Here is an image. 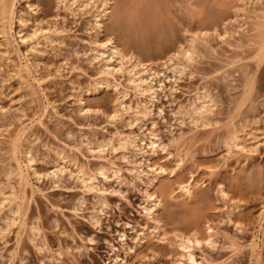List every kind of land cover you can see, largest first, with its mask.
Listing matches in <instances>:
<instances>
[{"label":"rangeland","instance_id":"374dc122","mask_svg":"<svg viewBox=\"0 0 264 264\" xmlns=\"http://www.w3.org/2000/svg\"><path fill=\"white\" fill-rule=\"evenodd\" d=\"M236 1L231 7L230 0H221L222 7L229 4L231 9L225 7L220 13L223 28H229L226 36L217 37L209 30L205 42L198 44V58L187 64L174 59L181 64L179 72L167 68V57L149 54L153 56L145 60L148 72L144 78L152 85L150 94L133 90L119 71L104 75L100 61L90 60L95 33L102 31L99 39H103L106 31L92 28L86 10L73 14L54 0L37 6L14 1L20 14L7 30V59L0 60V188L10 184L18 193L17 177L8 179L4 172L7 168L22 171L26 216L23 229L6 227L11 214L6 203L0 205V229L4 227L0 264H191L180 257L175 236L192 235L193 229L202 240L192 250L193 264H264V142L249 154L234 148L228 153L223 148L228 132L239 130L240 123L254 136L264 132V57L257 64L254 21L239 12L250 6L259 10L264 0L256 5L249 2L246 7L242 0ZM187 3L178 0L179 5L174 3L170 9L178 40H186L204 17L186 14L193 9ZM218 6L220 9L221 3ZM236 9L240 16L234 17ZM113 10L103 21L105 30L112 27L108 21L114 20L117 9ZM226 10L233 14L231 18L224 14ZM184 25L193 30L187 33ZM47 29L58 38L45 42L40 37L37 53L28 55L40 30ZM18 31L23 39L18 38ZM30 57L35 64L29 62L33 61ZM252 78L254 91L249 99L247 84ZM99 79L107 86H100ZM202 93L213 98L215 106L205 113V120L193 123L195 115L189 110ZM136 111L140 121L132 118ZM18 133L23 140L19 152L25 153H18L15 160L10 146ZM125 141L127 145L118 146ZM101 143L108 144L97 149ZM58 153L66 161L64 166L60 164L61 172L55 166ZM28 157L30 168L26 167ZM70 164L75 167H68ZM76 168L92 180L82 183ZM258 170L263 179L250 191L247 178L257 177ZM251 171L254 177L246 174ZM177 177L191 178V197L179 191ZM218 181L224 196L217 191ZM150 191L161 196V201L148 215L144 206ZM198 194L209 195V199ZM198 201H207L209 208ZM186 212L194 216L187 218ZM174 213L181 215L179 219ZM155 216L158 223L153 221ZM202 221L212 228L210 242L204 235L207 223ZM111 246L118 249L117 256H111Z\"/></svg>","mask_w":264,"mask_h":264},{"label":"bare ground","instance_id":"6f19581e","mask_svg":"<svg viewBox=\"0 0 264 264\" xmlns=\"http://www.w3.org/2000/svg\"><path fill=\"white\" fill-rule=\"evenodd\" d=\"M14 1H17V0H0V56H1L0 60H6L7 59L6 52L8 51L7 47L9 46L7 30H8V28L11 27L12 20H14V19L16 20V18H18L19 14H20L14 7ZM26 1L28 4L31 2L34 3L32 0H26ZM35 1L37 2V4L40 3L42 5L43 4L46 5V3L50 2V0H35ZM54 1H55V4L57 6H62L66 10H68L69 12H71L73 14H74L75 10H79V11L86 10L84 13L89 14V17H90L89 22L92 24V28H97L98 30L104 29L103 31H106V34H104L106 36L103 35V39H99V36L101 35L102 31L101 32L97 31L95 33V40L93 41L92 46L90 48V52H91L90 60H99L100 61V67L103 70L102 73L104 75L112 74L111 72L113 70L119 71V72L125 74L126 75V81L128 82V84H130L132 86L133 90H135L139 94H143V93H149L150 94L151 93L152 85L150 84V81H146L144 78V74L146 72H148L147 65L145 64V60H147L148 57L150 58L153 56V55L149 56V54H152V53L155 54L156 53L155 55L167 57L166 62L169 63L167 68L170 69L171 72H179L181 70V68H180V70H178V68L181 66V64H180V62L179 63L174 62V59L179 60V58H180V61L184 60L187 64V62L193 61L195 59L194 58L195 56H197V58H198V56H199L198 44L205 42L204 38L207 36L209 30H212L213 34L217 33L216 34L217 37H224V36H226V34L229 31V30L227 31V29H229V28L226 29V26L224 28L222 26V25H224L223 24L224 20L222 18L223 15H221L222 14L221 12H223V11H221V10H224V8L226 7V5H225V7H222V4H224L225 3L224 1H226V0H224V1L222 0V2H224V3H222L221 0L217 1V3L219 5L221 3L220 9H219L218 4L216 3V0H199V2L198 1L193 2L192 0H187V2H189V3H187L188 6L193 7V9L190 11H188V9H187L186 14L188 13L189 16L194 15L196 17H198L199 15H202L204 17L200 18V20L198 19L199 25L197 26V28H195V31H193L192 33H189V32H190V30H193V29H190V27H188L189 28L188 29L187 27H185L186 25H184V27L189 30L188 31L187 29H184V30H186L187 33H189L188 37H187L188 39L186 38V40H178L174 37L176 30L173 29V23H172V20L170 18L171 6L174 5V3H177L175 5L178 6L181 3L180 2L178 4V0H54ZM232 1L230 0L229 4H231ZM260 1L261 0H242V2H243L242 6L246 7L247 4H249V2H251V4L256 5ZM235 2H237V1L235 0ZM35 4L36 3H34V5ZM37 4H36V6H37ZM182 4H184V3H182ZM228 5H227V7H228ZM47 6H48V4H47ZM236 6H234L233 8L235 9ZM229 7H230V5H229ZM231 7H232V4H231ZM250 7L251 8L249 10H243V8H242V10H239V7H238V10H239V12L242 11L243 15L247 14L249 20L251 19L254 21L251 23L253 24L252 29L256 32V35L254 38L257 40V45H258V48L256 49L255 57L257 59V61H256L257 64H260L262 62L263 57H264V6L262 8H259V10H257L258 8H256L255 6H250ZM114 8L117 9L115 16H114V20L108 21L109 22L108 26H109L110 22L112 24L111 29H110V27H107V23H106V27L111 30L110 34H108L109 32H107V28L105 30V26L103 25V21L109 19L111 17V15H113L112 13L114 11L113 10ZM227 10H231V9L227 8ZM227 10H226V12H224V14L227 13V14H225V15H228L227 17H229V15L232 16L233 14H228L229 11H227ZM238 10L237 9L234 10V17L237 16ZM185 16L187 18L188 15H185ZM229 18H231V17H229ZM244 21L246 22V20H244ZM245 22L243 24H245ZM238 23L240 24L239 21H238ZM241 23H242V21H241ZM24 24H26V23H23V25ZM174 27H176V25ZM239 27H241V26H239ZM243 27H245V26H243ZM220 29H222L221 34L218 32ZM236 29H238V28H236ZM236 29H233V31H231V32L232 33L235 32L234 30H236ZM237 31L240 33V31H242V29H240V31L239 30H237ZM246 31L249 33V31L247 29H246ZM250 31H251V29H250ZM21 32L22 31L17 32L19 39H23ZM51 32L49 29L45 30V32L40 30L39 33L41 35L39 37H36L37 38L36 44L34 46H31L30 49L26 51V53L27 54L33 53V52H36L38 50L37 47L40 44V40H39L40 37L42 39H44L45 42L46 41L52 42V40H54V39H52L54 37L53 35L56 32L55 33H54V31H53V33H51ZM243 32H245V31H243ZM247 32H245V33H247ZM56 35H57V33H56ZM56 35H55L56 38L54 37L55 39L58 38V36H56ZM228 36H229V34H228ZM230 36H232V35L230 34ZM251 37H252V35H251ZM249 41H252V40H249ZM253 44H251V45L253 46ZM146 54H148V55H146ZM31 55H33V54H31ZM27 56H26V61L29 59V56H28V58H27ZM160 58H162V57H160ZM30 59H31V57H30ZM32 59H33V61H29V62H31V64H35V63H33L35 58L33 57ZM24 60H25V58H24ZM26 61H25V67H26V65L28 67L29 64H28V62L26 63ZM2 66H3V63L0 61V67H2ZM27 67H26V69H27ZM184 69H182V70H184ZM0 71H1V69H0ZM255 71H256V69H255ZM247 73H248V75H250L249 72H247ZM251 73H253V72H251ZM253 74H252V77H253ZM255 75L257 76V74H255ZM256 76H254V79H257ZM245 77H243V78H245ZM17 78H19L21 80V74H19V70H18ZM254 79L250 80L251 82L247 84V88H248L247 96L249 99H250L249 94L251 92L253 93V91H254V90L252 91ZM257 82H258V80L255 83L257 84ZM98 84L100 86H103V87L107 86V82H105L103 80L102 81L100 80L98 82ZM243 84L246 85V82ZM29 96H32V95H29ZM244 96L245 95H243V98H244ZM248 98H247V101H249ZM195 99L197 100L198 103L197 104L195 103L193 106H191L192 108L189 110L192 112V113L190 112V114H194L195 116L194 117L190 116V117H192V119L191 118L190 119L193 120V123L195 121V122H198V124H199L200 120H205L204 119L206 117L205 113H209L212 110L213 106H215V105H213V103H215V102H214V100L212 101L213 98L210 99V96H208L206 93L201 95V96L199 95V97L195 98ZM195 99H194V101H195ZM252 102H253V100H252ZM244 103H246V102H244ZM88 104H90V103H88ZM88 104H87V106H88ZM237 104H239V102L236 103V106H237ZM92 107H93V105H92ZM238 107H239V105H238ZM240 107H241V105H240ZM86 108H88V107H85V109ZM238 109L240 110V108H238ZM138 113L139 112H137V111L134 112V115L132 117V118H134V121H137V120L140 121L141 118L139 119ZM238 113H240V111ZM184 114H186V112ZM203 115H205V116L203 117ZM206 121H209V119ZM202 122L200 123L201 126H202ZM203 124H205V123H203ZM206 124H207V122H206ZM245 126H246V124H245ZM202 127H204V125ZM239 127H238L239 130H237L236 128H233L232 130L229 129L230 132H228V134L225 133V134H227V137L224 140L223 148L225 147L227 149V152L230 151L232 148L238 150V152H242V153L244 152L246 154H249L252 152H257L256 148H257V145L259 144V142H262V141L264 142V132L260 134L261 137H258L257 135L254 136V133H251L250 129H249L250 133L247 132L246 131L247 126L244 127L243 123L242 124L240 123ZM248 127H250V126H248ZM226 129H228V128H226ZM20 137H22V133H20V134L18 133V136L15 137L16 139L11 143L12 145L10 146L12 157L15 160H16V155H20L18 153H21V154L23 153V152H19V150L21 149V145H22L21 142L23 141V140L22 141L20 140L21 139ZM247 141H249V144H248L249 146L246 145ZM132 142H131V144L133 145ZM127 143L128 142L125 141V142L120 143L118 146L123 147V146L127 145ZM107 144L106 143L105 144L101 143L99 145L97 144L96 148L102 150ZM129 144H130V142H129ZM150 144L152 146V149L154 150L155 147H154L152 140H150ZM21 151H22V149H21ZM23 151H25L24 148H23ZM178 160H180V158ZM31 162H32L31 158L28 157L27 158V165H26L27 168L31 167V165H30ZM60 164L62 166H64L66 164V161H65L64 156L62 154L58 153L57 154V163L55 166H56V168H58L59 172L62 171V170L60 171V168H59ZM69 166L75 167L74 164H70V165H68V167ZM5 170H4L5 171L4 176L7 177L8 179H10L11 177H15V178L17 177V181H18L17 183L20 187H18V185H17L16 191L19 189L18 193L13 191V190H15L14 189L15 187L12 189L13 186H11L10 184L9 185L6 184L5 187L0 188V205L6 203L8 205V211L11 214L10 215L11 217L9 219L7 218L8 222L6 221L7 226L6 225L5 226L6 227H8V226L12 227L13 225H18V228H19L18 231H19L20 229H23L25 227V216H26L25 213H26V211H24V208L26 207V205H25V207L23 206L24 202H25V192H24L25 191L24 190L25 176L23 175V173L20 169L18 171H15V172L10 168H7ZM158 171L162 172L164 170L162 169V167H160V168L158 167ZM259 171L260 170L257 171V174ZM76 172H77V175H76L77 178L82 183H86L87 181L92 180L90 178V176H88L86 173L83 172L82 169L76 168ZM253 172L254 171L247 172L246 174H248V175L251 174V176L254 177L255 173H253ZM260 172L262 174V171H260ZM252 173L254 175H252ZM100 174L103 175V172H100ZM257 174H256V176H257ZM245 175L243 177H245ZM248 175H246V178ZM260 175L258 174V176L255 177L254 179L249 177L250 175L248 176V178H247L248 182L247 183H248V188L250 191H251V188L253 189L259 184L258 181L261 183L262 175L261 176ZM234 177H233V179L236 178V177L235 178ZM239 179H240V177H239ZM179 180H178L179 182L176 181V182H178L177 188L179 189V191L182 194H184L185 196L191 197L192 192H193V185H192L191 178L179 179ZM176 182H175V184H176ZM216 185H217V191L219 192V194L224 196L225 192H224V187L222 185V182L218 181V183ZM258 187L260 188V185ZM259 188L258 189L256 188V189L259 190ZM240 190H241V188H240ZM154 191L146 192V200H145L144 209L146 210V213L148 215L152 214L151 213L152 208L158 206L160 204V201H161L160 200L161 196L156 194ZM236 191L238 192L239 190L237 189ZM164 192H166V191H164ZM159 193H161V195H162L163 192L159 191ZM203 193L204 192H202V194ZM202 194H200V195L198 194V195L201 197H204L205 195H202ZM208 196H205V198H202V199H206V197H208ZM199 199H200V201H202L200 197H199ZM208 199H209V197H208ZM196 201H197V199H196ZM206 202H204V204ZM199 203L200 202L198 201V204ZM200 204H202V202ZM204 204H202V205H204ZM206 205H207V203H206ZM206 205H204V206H206ZM208 205H207V208H209ZM197 207H198V205H196L195 208L193 207L195 209L194 211L197 210ZM200 207L203 208L202 206H200ZM190 210H191V208H190ZM202 210H204V208ZM167 211L168 210H166V212ZM198 211L201 212V209ZM170 212H172V211L170 210ZM173 212H175V211H173ZM168 213H165V214H168ZM191 213H193V212H191ZM176 214L174 213V216ZM177 215L175 217H177ZM188 215L190 216L191 214L187 213V216ZM179 216H181V215H179ZM189 216L187 218H189ZM191 216H194V213ZM206 216H207V214L205 215V218H206ZM177 218H174V220H176ZM166 219H168V217H166ZM198 219H200V218H197V220ZM189 220L191 221V219H189ZM153 221L155 223H158L159 220L155 216V218H153ZM198 223L196 225H198ZM205 223H207L206 224L207 226L205 225L206 226L205 227L206 233L204 235H207L206 242H210L209 238L211 237L212 228L210 227V225L208 224L207 221ZM154 228H157V226L155 225ZM3 230H4V227H3V229H0V235L2 234ZM196 230H198V229H196ZM190 231L191 232L194 231L193 233H195L194 229L190 230ZM193 233H191L192 235H190V234L185 235L184 234L183 236L182 235L175 236V238H176L175 245L181 251L180 257L184 258L187 262H189L191 264H193L195 261L192 250L196 246L200 245V243L202 241L200 239L201 236L199 237L198 234H196V233L193 234ZM111 251H112L111 256H117L116 252L118 251V249L111 246Z\"/></svg>","mask_w":264,"mask_h":264}]
</instances>
